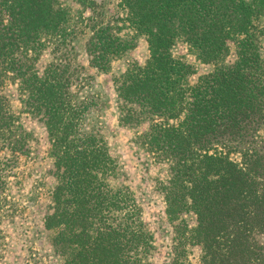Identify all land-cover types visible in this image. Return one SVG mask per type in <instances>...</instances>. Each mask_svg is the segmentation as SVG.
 <instances>
[{
  "label": "trees",
  "instance_id": "trees-1",
  "mask_svg": "<svg viewBox=\"0 0 264 264\" xmlns=\"http://www.w3.org/2000/svg\"><path fill=\"white\" fill-rule=\"evenodd\" d=\"M119 1L125 14L104 22L100 0H0V264L4 223L42 195L18 172L38 143L23 114L48 136L54 186L42 221L63 264H154V234L104 133L103 96L77 64L81 27L104 73L138 37L148 43L145 64L113 85L119 124L148 127L136 143L158 168L170 264H191L195 248L202 264H264V0ZM188 56L212 68L195 83Z\"/></svg>",
  "mask_w": 264,
  "mask_h": 264
},
{
  "label": "rangeland",
  "instance_id": "rangeland-1",
  "mask_svg": "<svg viewBox=\"0 0 264 264\" xmlns=\"http://www.w3.org/2000/svg\"><path fill=\"white\" fill-rule=\"evenodd\" d=\"M61 1L65 3L67 0ZM100 2L102 3L100 11L103 14L102 20L104 22L111 20L114 15L125 14L119 6V0H100ZM259 22L264 27V17ZM80 31L75 41L77 64L83 68V77L92 79L89 81L94 91L103 96L101 98V121L104 133L108 139L112 155L118 159L126 173L125 181L141 206L145 223L154 234L156 252L153 263L170 264L173 228L166 215L163 196L156 189V178L159 177L158 168L152 164L136 143L137 134L145 132L148 127L143 125L140 128L132 129L119 124L113 85L114 77L125 72L130 65L145 64L149 58L148 43L144 37H138L136 47L113 62L111 69L104 73L90 65L86 53V43L91 34L90 31L83 30V27ZM262 44L264 49V38ZM176 53L179 56H187V50L183 46H180ZM187 58L197 67V74L191 78L192 83H195L200 75L208 73L212 69L209 66L197 64L191 56ZM230 60H233V57ZM89 81H85V83H89ZM3 93L8 100L10 111L16 115H21L22 105L17 87L13 83H8L4 86ZM21 121L28 130L34 131L38 143L33 147V153L30 157L22 159L18 172L26 180L28 190L40 187L42 195L37 199L35 198L34 202L32 201L34 207L24 211L22 218H15L12 222L8 218L4 223V230L8 232L6 240L8 245L5 259L1 260V264H26L29 262L33 264H63L62 258L56 255L50 247L42 221L44 207L48 201V191L54 186V179L51 176L53 165L48 155L50 148L48 136L45 129L29 115H21ZM19 212H23V210L20 209ZM190 263L202 264L199 249L193 250Z\"/></svg>",
  "mask_w": 264,
  "mask_h": 264
}]
</instances>
